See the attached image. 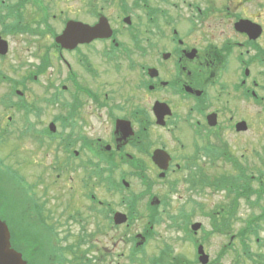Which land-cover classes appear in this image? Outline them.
<instances>
[{"label": "flooded vegetation", "instance_id": "flooded-vegetation-1", "mask_svg": "<svg viewBox=\"0 0 264 264\" xmlns=\"http://www.w3.org/2000/svg\"><path fill=\"white\" fill-rule=\"evenodd\" d=\"M58 1L0 0V39L8 48L0 62L5 65L15 53L12 40L35 47V61L25 72L16 75L13 69L11 76L0 66V147L15 135L48 150L51 171L67 183L69 207L62 226L50 223L55 212L48 208L47 186L38 192L34 185L35 197L19 186L20 205L13 211L19 232L11 229L12 248L27 264H185L171 245L150 251L160 228L154 222L221 214L227 216L228 246L238 236L246 240L247 221L246 234L235 221L233 236V217L249 206V190L254 197L263 194L262 171L251 177L257 187L249 188V168L234 152L247 146L253 130L249 108L264 114V0H75L59 15ZM57 15H66L61 30ZM102 17L110 39L72 49L58 43L69 23L95 27ZM55 61L64 67L63 77ZM224 158L232 172L227 187L218 190L225 203L216 206L213 175ZM8 167L1 157L5 223L8 212L12 215L3 206ZM43 177L38 176L40 186ZM133 183L144 192L121 191ZM80 197L106 223L86 224L73 204ZM253 203L263 215V200ZM116 213L125 214L127 223L116 224ZM147 216L153 218L142 223ZM117 235L126 251H119ZM104 237L112 247L100 240ZM205 240L194 239L193 249Z\"/></svg>", "mask_w": 264, "mask_h": 264}, {"label": "rangeland", "instance_id": "rangeland-1", "mask_svg": "<svg viewBox=\"0 0 264 264\" xmlns=\"http://www.w3.org/2000/svg\"><path fill=\"white\" fill-rule=\"evenodd\" d=\"M49 1V0H47ZM70 1L75 0H59L56 2L57 6V14L59 15V12L65 11L67 13V10H69V7L71 6L69 3ZM90 1H96V0H90ZM104 1V0H99ZM75 4V2H74ZM80 5L75 4V7H79ZM30 10V9H29ZM27 10V15H30L32 11ZM57 15V16H58ZM72 17H83L82 15L75 16L72 15ZM66 18V15L61 16L57 18L55 25L59 30H61V23L62 20ZM29 39V38H28ZM12 46L15 48V53L12 56H9L6 60V64H2L0 62V66L5 67L6 73L8 72L9 75L15 76L14 70L17 73H23L27 70L28 65L33 63L35 61L34 59V53L35 47L30 44L29 46L26 45V42L20 43V39L12 40ZM17 54V59H16ZM8 65V66H7ZM55 65L58 66V68L61 71V77L64 76L65 69L61 64L57 63L55 61ZM20 66V67H19ZM11 67L12 70L9 68ZM59 71V70H57ZM58 75V74H57ZM63 75V76H62ZM4 91L3 88H0V96L2 92ZM250 112L254 114L255 117L250 115L251 123L253 124V130L248 134V144L246 147L243 148L242 151L234 152V157L236 160H241L247 167L249 168V174L254 175L257 177L259 170L258 168L263 172L264 171V114L259 113L258 109L249 108ZM32 143L29 141H25L23 144L15 135L10 136L8 138L7 143L4 145V147H0V158L2 157L8 166H10L11 169L16 171V173L23 178V176L26 177L25 183L29 186H36V190L41 191L44 186H47L45 189H48L46 192L50 197L48 198L49 204L48 208L51 210L54 209L53 212H55V221L50 222L54 223L58 222L57 225L62 226L64 222L66 221V215H64V211H67L69 207L67 206L66 202V195L68 194V187L67 183L64 179V176L61 180L56 179V175L54 174L50 169V163L51 159L49 156L48 150H38L34 147ZM229 163V160L227 158L222 159L221 162L217 163L215 174L213 175V180H216L223 176L224 174H227L229 172H232L230 169V165L226 164ZM232 160H230L231 162ZM4 166V165H3ZM5 171V169H4ZM42 173H44V185L40 186L37 183L38 176L42 177ZM12 175H8V180L13 183L15 180L12 178ZM6 178V173H5ZM4 178V179H5ZM59 182H58V181ZM255 182V181H254ZM262 182L264 187V176H262ZM16 185V184H15ZM258 184L253 183V187L256 188ZM223 184L219 183L216 187L220 190H222ZM9 189L16 190L15 186L9 185ZM31 189H34L31 191V194L35 197L36 191L34 187H31ZM145 188L140 183H133L131 185L130 190H124V193H140L144 192ZM74 191L80 192L79 189H74ZM264 191V189H263ZM9 193L11 196L12 191L9 190ZM30 193V192H28ZM41 193V192H40ZM37 195V194H36ZM102 198L105 197V199H109L105 196V194L101 195ZM38 197V196H37ZM39 198V197H38ZM254 196L250 199L248 203L254 205L252 202H255ZM264 199V196L262 197ZM37 200V199H36ZM225 200V193L216 191L215 195V203L216 206L224 204ZM107 202L106 200H103ZM122 199L120 196H117V204H121ZM213 201V200H212ZM78 202V203H74ZM73 204H76L77 207H79L80 211L84 212V216L82 217L85 219L86 224H96V223H106L103 222V220L99 217H94L91 215L90 211L88 210V204L86 200H83L82 197L79 198V200L74 201ZM201 203H205L202 199L199 200ZM246 204L245 202H243ZM52 204V206H51ZM72 204V203H70ZM207 204V203H205ZM249 206L251 207V205ZM264 204V203H263ZM176 205H179L177 203ZM248 205L242 206L239 216H234L233 218L236 219L235 221H239L240 227L244 226L245 223L244 220L252 217L253 215L260 217V215H257V212L250 209ZM9 210H11V207H8ZM107 208V207H106ZM252 208V207H251ZM144 210L143 208H140ZM52 212V213H53ZM54 214V213H53ZM145 214V213H144ZM69 214H67L68 216ZM91 216V217H90ZM87 222H86V218ZM107 218V217H106ZM153 217L147 216L142 221V223L146 222V219H149L147 222H149ZM96 220V221H95ZM233 221L232 224L234 225L236 222ZM146 222V223H147ZM159 224L160 228L156 230L158 233V238L153 242V244L150 245V251L163 248L166 244L171 245L175 254L180 255L183 257V260L185 264H199L197 259V250L193 249V239H190L191 236L189 235L191 231V224L194 223H202L203 225V232L201 231L196 237H203L206 239L204 246L206 249L207 254L210 255L211 260H214V264H264V221H262L259 224V239L261 240V243L256 242V238H253L252 240L248 241L247 247L240 246L239 241L237 238L234 243V247H228V243L230 242L229 236H224L221 227L218 228L221 231H217L216 233H213V228H211V222L209 221L208 217L202 216V215H196V216H190V217H160L159 218ZM259 223V221H257ZM108 223V222H107ZM145 223V224H146ZM68 224H76L71 223V221H68ZM189 225V233H187V230L185 231V225ZM237 223L233 226V233L232 235L235 236L237 232V228H239V225L236 227ZM143 226V225H140ZM187 227V225H186ZM74 230V229H73ZM257 230V229H256ZM75 234H77V230H74ZM62 234H64V230L61 231ZM213 233V234H212ZM121 235H123L121 233ZM190 238L188 239V237ZM117 239L120 241V245L118 246L120 248V252L126 251V249L123 246L124 240L122 236L117 235ZM78 240V236L75 237L74 242ZM102 242H104L106 245H109L112 247L113 241L109 237H104L100 239ZM227 247V249H226ZM114 249L115 252H117V249L115 247L110 248ZM219 260V262H217ZM256 261V263H254ZM126 262L124 261V263Z\"/></svg>", "mask_w": 264, "mask_h": 264}, {"label": "water", "instance_id": "water-1", "mask_svg": "<svg viewBox=\"0 0 264 264\" xmlns=\"http://www.w3.org/2000/svg\"><path fill=\"white\" fill-rule=\"evenodd\" d=\"M112 37V30L106 18H102L99 24L95 27H90L82 23L71 22L67 25L64 33L57 38L58 43L62 44L64 48L72 49L79 43H87L95 39H110ZM8 52L7 44L0 39V54L6 55ZM161 107L159 108V110ZM126 216L123 214L116 215V223H125ZM201 228L200 224L194 225L193 230L197 232ZM9 227L0 219V264H26L21 255L15 252L10 243ZM202 256L200 261L202 264H207L209 258L204 256L202 247L199 249Z\"/></svg>", "mask_w": 264, "mask_h": 264}, {"label": "trees", "instance_id": "trees-1", "mask_svg": "<svg viewBox=\"0 0 264 264\" xmlns=\"http://www.w3.org/2000/svg\"><path fill=\"white\" fill-rule=\"evenodd\" d=\"M219 180L217 181V185H219ZM249 186H251V184L249 183ZM264 219V218H263ZM216 224L214 225V229L217 231L219 230L218 227H224L227 224V216L221 214L219 217L217 215L216 217ZM262 222V220L257 224V226H259V224ZM254 233L253 231H250L249 234Z\"/></svg>", "mask_w": 264, "mask_h": 264}]
</instances>
